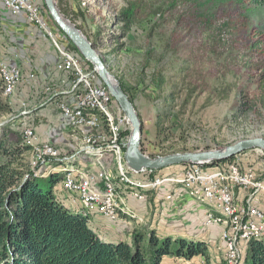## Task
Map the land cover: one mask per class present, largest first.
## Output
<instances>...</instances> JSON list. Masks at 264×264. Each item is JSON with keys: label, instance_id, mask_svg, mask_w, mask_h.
<instances>
[{"label": "rangeland", "instance_id": "1", "mask_svg": "<svg viewBox=\"0 0 264 264\" xmlns=\"http://www.w3.org/2000/svg\"><path fill=\"white\" fill-rule=\"evenodd\" d=\"M43 2L45 4V0ZM56 4L64 19L96 44L110 75L121 87L122 82L125 83L128 93L123 90L133 97L142 121L141 149L146 154L154 157L172 149L176 152L223 150L243 139L264 138V0H56ZM41 18L47 21L48 26H38L64 58L63 45L69 47V41L47 6H43ZM7 31L9 37L17 38L15 30L8 28ZM77 54L74 51L77 62L82 63L81 56ZM6 64L8 67L16 65ZM19 69L21 75L15 81V91L23 78L22 69ZM85 69L89 68L85 66ZM88 73L89 79H100L94 69L88 70ZM71 76L73 87L76 74ZM6 87L5 83L3 96L9 101L14 84L9 93H5ZM74 92L77 94V91ZM10 104L14 111L0 117V137L6 128L11 139L18 141L21 134L25 136V127H20L25 120L16 113L18 105L14 101ZM112 104L109 118L112 121L113 117L114 127L119 128L115 140L117 144L113 148L108 147L112 145L113 135L109 132L105 116L98 124L102 132L100 136L83 135L78 132L81 131V124L69 121L72 129H78L73 131L74 140L67 142L63 149L47 142L46 146H53V150L59 152V158L47 160L39 169L38 176L65 173L61 186L69 193H76L74 195L86 208L95 207L106 216L107 209L89 205L90 199H86L90 198V194L82 193L80 188H68L69 185H76L75 177L86 176L100 181L96 184V197L106 200L108 185L111 184L112 198L117 203L116 214L122 221L128 216L120 211L121 207H127L128 194L138 200L139 197L148 199V193H138L133 182L148 184L145 191H156V185L140 178L126 163L125 132L128 131L127 148L132 127L124 131V120L117 119L115 111L124 112L114 96ZM32 106L33 118L38 117V120H33L36 127L41 123L39 111H46L47 105L38 103ZM49 108L53 109L52 106ZM58 111L54 108V112ZM161 111H167L170 116L167 122L169 139L165 143L159 142L156 136L155 121ZM68 138L72 139V134ZM23 141L34 146L29 159L32 167L36 168L39 159L35 152L36 147L41 146V140L23 138ZM89 150L95 151L94 155L88 154ZM83 157H92L93 161L106 158L107 162L102 165L100 161H94L89 167L83 164ZM234 160L231 164L240 161L243 168L256 169L264 176L263 149L246 150L235 155ZM89 170L94 174H88ZM182 170L180 164L169 166L161 173L175 174ZM189 180L171 179L170 182L183 186L199 204H205L208 214L222 217L220 223L235 227V216L215 200H209L205 189L191 186ZM54 192L58 194V188ZM238 195L235 191V198ZM148 207L151 209L150 205ZM166 207L170 209L169 205ZM92 211H84L83 214L91 215ZM133 213L139 217L135 211ZM108 217L104 218L110 220ZM142 219L145 221V218ZM202 230L207 238L212 236L209 243L211 264H244L250 239L264 238V230L244 235L239 253L238 248H230L229 251L226 233H220L219 238L220 229L216 232V226ZM163 264H206V261L202 256H196L193 261L168 257Z\"/></svg>", "mask_w": 264, "mask_h": 264}, {"label": "trees", "instance_id": "2", "mask_svg": "<svg viewBox=\"0 0 264 264\" xmlns=\"http://www.w3.org/2000/svg\"><path fill=\"white\" fill-rule=\"evenodd\" d=\"M43 6L46 7L41 0L42 9ZM66 37L69 47L63 46L78 53L84 66L93 69V64ZM98 83L105 86L100 79ZM4 87L0 69V117L14 111L3 96ZM122 87L128 93L123 82ZM129 97L134 104L133 97ZM169 117L167 111L157 114L156 136L161 143L169 139ZM5 129L0 137V264H163L167 256H202L206 264H211L209 245L203 239L160 235L154 229H135L131 242L102 239L91 227L89 216L72 211L55 195V186L62 182L65 173L40 178L39 166L32 167L29 159L34 146L24 142L22 134L18 141L12 140ZM234 157L201 165L220 167L235 161ZM261 240L264 238L250 239L244 264H264Z\"/></svg>", "mask_w": 264, "mask_h": 264}, {"label": "crops", "instance_id": "3", "mask_svg": "<svg viewBox=\"0 0 264 264\" xmlns=\"http://www.w3.org/2000/svg\"><path fill=\"white\" fill-rule=\"evenodd\" d=\"M8 28L16 31L17 38L14 39L8 36ZM60 58V52L54 43L49 41L47 34L38 25L30 22L25 14L12 13L0 1V63L16 64L22 69L23 73V78L16 88L15 95L12 94L9 97V101H14L15 104L19 105L26 102L29 107L32 105L36 106L38 103L40 105L46 104V111H39L42 117L39 118L41 123H36L37 131L42 139L63 149L66 146L65 144H67V142L63 141V132L65 131L64 139H69L68 136L78 129H72L68 122L65 123V128H63L59 111L54 112V108L57 107L54 103H45L43 96L44 87L49 83H54L60 89L67 87V90H71V74H69V80L66 81L65 74L57 70L56 66ZM70 100L71 104L76 102V92L70 91ZM51 106L53 109L49 108ZM35 119L38 120V117ZM78 132L81 133L82 131ZM94 153L95 151H88V154L94 155ZM82 161L83 164H87L89 167H91L90 164L94 163L92 157H83ZM64 163L66 166L69 165L67 162ZM60 166L64 167L63 164ZM62 167H58V169ZM91 171L89 170L87 173L94 174ZM133 184L134 187L138 188V193H148V199L145 200V198L144 201H140L133 195L128 194L126 197L127 207H121L120 211L132 218L123 217L124 220L119 222H112L104 218L109 217L95 207L86 208L80 202L81 199L76 198V195H74L76 193L72 194V192L66 191L61 186V182L60 185L57 184L55 186V188H58V194L55 195L66 207L74 212L84 213V211L93 210L91 215L87 214L90 218V225L104 240L131 242L132 233L135 229H146L148 231L154 229L161 235H170L172 237L184 236L188 239L199 237L207 241L209 248H211L209 243L212 236L207 238L208 236L204 235L202 230L206 228L202 225L207 210L205 204H199L183 186L175 185L172 182L164 185L157 193L156 191H145L148 189V184L136 181ZM238 193L239 191H237V195ZM242 196L243 192H240L237 197L241 198ZM148 205H150L151 209ZM166 205H169L170 209ZM262 206L264 207V203H262ZM133 211L136 212V215H139L138 218ZM179 217L183 219L180 220L178 219ZM142 218H145L146 222ZM168 220L170 222L167 223ZM211 226H216V232L220 229L218 235L216 233L220 238L222 226L217 224ZM212 235L216 238L214 234ZM204 236L206 237L204 238ZM168 257L170 256L165 257L164 260ZM172 258L177 259V257Z\"/></svg>", "mask_w": 264, "mask_h": 264}, {"label": "built area", "instance_id": "4", "mask_svg": "<svg viewBox=\"0 0 264 264\" xmlns=\"http://www.w3.org/2000/svg\"><path fill=\"white\" fill-rule=\"evenodd\" d=\"M3 5L14 14H25L28 20L36 25L48 26L47 21H40V14H43L41 0H20V8L11 7V0L3 1ZM49 32L52 31L49 29ZM63 49L65 50V57L59 59L56 66L57 70L65 74L66 81L69 80V74L79 75V83L75 85V90H67V87L60 89L54 83L45 85L43 90L44 101L45 103H54L58 108L63 128H65V123L69 121H78L81 124L83 135L100 136L102 132L95 117L73 111L70 91H77V100L79 101L110 104L113 106L112 94L106 86L98 83L99 78H88V70L90 69H85L83 63L77 62L73 50L65 46H63ZM10 74L11 80H14L13 65ZM15 93L14 82L13 95ZM17 105L16 113L18 116L21 114L25 120L20 126L25 127V136H22V138L41 140L38 158L39 168H43V160H57L59 152L46 150V143L48 141L42 139L38 131H36V127H34L35 118L32 115L34 110L28 107L26 103ZM115 114L117 119L124 120V131L126 128L129 129L131 127V123L125 113L115 111ZM64 132L62 134L63 141L71 143V140H74V134L72 133V139H64ZM126 135L125 132V149L127 144ZM111 143L117 144L116 141H111ZM94 161H100L102 165L103 162H107L106 158ZM182 167L183 170L175 174H164L161 171L155 172L154 169L149 168H142L140 170L130 168L140 178H144L146 182L155 183L156 193L164 185L170 184L171 179H191V186L207 189L208 198L215 199L227 211L233 213L235 216V227H227V225L211 219L207 212L203 220V226L209 227L213 224L222 226L221 233H226V247H228L229 251L230 248H238V252L240 253L244 235L260 233V231L264 230V207L262 206L264 200L263 173L253 168H243L240 161L238 164L229 163L220 167H202L201 164H194V166H186L185 164ZM75 178L76 185H69L68 189H82V193L90 194L89 205H96L100 209H107L108 211L107 201L104 198L96 197V184H100V181L90 180L86 176ZM103 189L107 188L103 186ZM235 191H243V198H235ZM140 201H144V198L140 197ZM109 214L110 221H120L118 214Z\"/></svg>", "mask_w": 264, "mask_h": 264}, {"label": "water", "instance_id": "5", "mask_svg": "<svg viewBox=\"0 0 264 264\" xmlns=\"http://www.w3.org/2000/svg\"><path fill=\"white\" fill-rule=\"evenodd\" d=\"M45 4L59 27L74 43L79 52L93 64L94 70L99 75L101 81L106 85L112 96H114L119 103L125 115L128 117L132 127V134L125 151V159L131 168L136 170L142 168L162 170L169 166L184 163L200 164L230 158L253 148H261L264 150V138L252 137L240 140L223 150L184 151L157 155L154 157L146 154L141 149V118L129 96L123 90L121 85L110 75L105 64V59L98 52L96 44L91 40H88L77 28H74L64 19L58 9L56 0H45ZM113 81L116 82V86Z\"/></svg>", "mask_w": 264, "mask_h": 264}, {"label": "bare ground", "instance_id": "6", "mask_svg": "<svg viewBox=\"0 0 264 264\" xmlns=\"http://www.w3.org/2000/svg\"><path fill=\"white\" fill-rule=\"evenodd\" d=\"M1 1L3 2V1H8V0H1ZM11 7L20 8V0H11ZM40 21H42L41 14H40ZM11 67H8V65L6 63H3V62L0 63L1 73H2V76L4 77V80H5V83H6V86H7L6 89H5V93H9L11 91L14 82L16 80H18L20 75H21V71H20L19 67L16 66V65H13L14 80H11V74H10ZM89 73H91V72H89ZM89 73H88V78L90 76ZM77 83H79V75L76 74V79L74 81L72 90H75V85H77ZM114 85L116 86V82H114ZM73 106H74L73 111H76V112H78L80 114H88L89 116L95 117L96 121L98 122V124L100 123V118L103 121V118L105 116L104 119L106 120V124H107V127L109 129V132L113 135L112 141L116 140L119 128H118V126L114 127V119H113V117H112V121L109 118V116L111 114L110 113V111H111L110 104L95 103V102H83V101L76 100V102L71 105V107H73ZM107 121H108V123H107ZM76 122H78V121H76ZM114 144L115 143H112V145L108 146V147L113 148ZM52 147L53 146H51V147L46 146V150L47 151H54ZM39 148H41V146H37L36 147V152H35V154L37 156V159H39L38 158V149ZM55 152H57V151L55 150ZM46 162H47V160H43V164H45ZM187 164H196V163H187ZM200 164H205V163H200ZM66 181H67V178H66ZM189 181H191V179ZM74 184H76V182H74ZM112 190H113V187H112L111 184H109L108 185V196H107V199H106V201L108 203V211L106 210L108 216H110L109 213H111V214H116L117 213V203L112 198ZM205 193H206V197H207V189H205ZM89 199L90 198H87L86 200H89ZM208 199L209 200H215V199H211V198H208ZM226 211H227V209H226ZM227 212L230 213V214H233V213H231L229 211H227ZM208 215H210L211 219H214V220H217V221H223L222 217H216L212 213H209Z\"/></svg>", "mask_w": 264, "mask_h": 264}]
</instances>
